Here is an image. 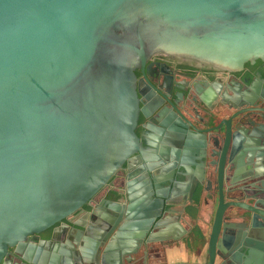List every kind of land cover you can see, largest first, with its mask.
<instances>
[{"label": "water", "instance_id": "obj_1", "mask_svg": "<svg viewBox=\"0 0 264 264\" xmlns=\"http://www.w3.org/2000/svg\"><path fill=\"white\" fill-rule=\"evenodd\" d=\"M245 170L256 185L223 184ZM161 175L218 184L196 261L153 264H264V0H0V264L9 247L26 264H124L163 207L143 180ZM116 190L117 215L77 249L56 228L31 240Z\"/></svg>", "mask_w": 264, "mask_h": 264}, {"label": "flooded vegetation", "instance_id": "obj_2", "mask_svg": "<svg viewBox=\"0 0 264 264\" xmlns=\"http://www.w3.org/2000/svg\"><path fill=\"white\" fill-rule=\"evenodd\" d=\"M124 179V177H123ZM123 183V180H122ZM144 186L149 187V194L153 197L155 194L163 195V207L159 210V216L153 219V223L149 226L146 234L141 242L137 252L131 256L129 260H125L124 264H153L155 261H169L168 252H174L183 246L186 249L187 255L196 261L194 251L205 245V241L201 238V233L208 230L212 219V213L216 205V200L213 197V189L217 187V175H161V176H146L143 180ZM231 188H243L253 184V181L248 170L239 171L235 177L232 173H227L223 176V184ZM200 184L208 187V192H203L200 196ZM194 186H197L195 191H191ZM122 184L119 190H121ZM119 190L89 199V201L73 214L65 217L61 221L55 223L53 226L40 232L37 235L31 236L34 242H43L51 239V231L56 228L54 238L57 242H65L70 239L74 244L73 248L77 249L79 243L84 241V237L90 236L91 226L109 223L108 217L103 214V209L109 211L111 214L116 213L119 206L125 201L124 197H115L112 193L119 192ZM192 192V193H191ZM241 197L246 195L239 194L238 191L229 192V196ZM191 197V198H190ZM191 199V200H190ZM111 208V209H109ZM205 208V214L200 213V209ZM182 209L183 214L190 217L188 222L179 220V210ZM115 216L117 214H114ZM80 220L84 223V227L72 226L70 221ZM242 221L241 219H238ZM179 221L182 231L176 224ZM123 222V218L119 221L116 228ZM178 222V223H179ZM256 224L258 229L263 225V222L257 218ZM115 228V229H116ZM177 228L179 236L174 237L173 230ZM115 231V230H114ZM169 233L162 236L161 232ZM172 232V233H171ZM229 234V233H228ZM111 236V235H110ZM109 236V237H110ZM248 235L246 234L245 238ZM229 235H226L228 241ZM78 241V243H76ZM243 242L239 247V252L243 254ZM239 256L236 253H230L222 261L223 264L239 263ZM5 264H26L20 256L14 253L13 248H8V254L5 256ZM221 262V260H219Z\"/></svg>", "mask_w": 264, "mask_h": 264}, {"label": "crops", "instance_id": "obj_3", "mask_svg": "<svg viewBox=\"0 0 264 264\" xmlns=\"http://www.w3.org/2000/svg\"><path fill=\"white\" fill-rule=\"evenodd\" d=\"M179 212H180L178 216L179 220H182L185 222H188L189 220H191L190 217L183 214L182 209H180ZM205 212H206L205 208L200 209L201 214H205ZM167 255H168L169 261L184 260L186 258L187 252H186V249H184V247L182 246L180 250L178 249L177 251H174V252H168Z\"/></svg>", "mask_w": 264, "mask_h": 264}]
</instances>
